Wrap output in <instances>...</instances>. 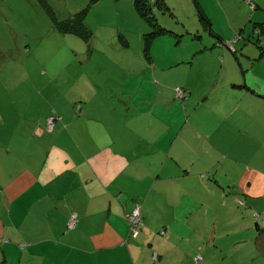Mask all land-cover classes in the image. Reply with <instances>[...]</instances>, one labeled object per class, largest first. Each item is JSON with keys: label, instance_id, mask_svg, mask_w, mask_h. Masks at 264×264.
<instances>
[{"label": "crops", "instance_id": "crops-1", "mask_svg": "<svg viewBox=\"0 0 264 264\" xmlns=\"http://www.w3.org/2000/svg\"><path fill=\"white\" fill-rule=\"evenodd\" d=\"M114 46L123 78L107 88L87 69L41 75L31 55L0 71V264H264V150L241 144L246 133L259 139L263 88L217 87L228 98L216 106L230 108L207 117L213 67L181 79L189 97L180 99L156 83L166 69L151 53L135 67L128 43ZM136 205L144 227L130 239Z\"/></svg>", "mask_w": 264, "mask_h": 264}, {"label": "rangeland", "instance_id": "rangeland-1", "mask_svg": "<svg viewBox=\"0 0 264 264\" xmlns=\"http://www.w3.org/2000/svg\"><path fill=\"white\" fill-rule=\"evenodd\" d=\"M44 1L60 21L86 12L85 24L92 30L93 36L86 41L59 33L41 0H0V71L23 68L26 66L25 58L31 55L29 64H35L41 75L47 69L60 72L64 67L78 77L80 72L87 69L107 88L111 76L118 81L123 78L122 75L115 76L117 69L109 58L110 55L119 57L114 42L119 40L120 35L129 45L126 50L133 57L135 67L139 60L148 61L144 55L146 38L154 30L137 14L134 0ZM165 3L168 10L156 9L154 12L159 25L167 33L152 40L150 53L159 68L165 67L167 83L162 80H156V83L171 85L172 89L176 86L181 88L178 83L181 79L189 81L188 74L192 69L213 67L210 75L212 85H208L210 103L205 106L211 115L206 114L207 117L212 116L213 111L222 116L221 112L226 108L224 104L216 106L218 98H228L225 91H217V87L222 88L223 84L232 86L245 83L259 86L264 92V0H165ZM252 6L257 9H252ZM200 14L208 17L213 33L220 35L224 43L238 38L234 45L235 54L218 44V38L204 28ZM255 25L258 27L256 31ZM9 50L17 55L7 57ZM34 55L38 59H34ZM17 56L22 58L17 59ZM41 81L43 79L37 82L40 84ZM104 93L108 94V91ZM263 110H260L261 116ZM193 113L192 108L187 116ZM133 114L136 118L140 117L138 106L134 107ZM207 120L205 118V122ZM205 125L197 127L202 131ZM139 127L141 124L134 126L135 137ZM189 131H183L181 140ZM253 133L259 139L246 133L245 143L241 141L244 145L242 150H264V125L255 124ZM254 141L261 149L254 147Z\"/></svg>", "mask_w": 264, "mask_h": 264}, {"label": "trees", "instance_id": "trees-1", "mask_svg": "<svg viewBox=\"0 0 264 264\" xmlns=\"http://www.w3.org/2000/svg\"><path fill=\"white\" fill-rule=\"evenodd\" d=\"M92 1L93 2H97L98 0H92ZM41 2L44 4V6H45L50 18L52 19V21L54 23L55 29L59 33L65 34V35H73V36L79 37V38H81L83 40H86V41H88L93 36L92 30L89 29V27L85 24V20H86V17H87L86 16V12H80V13L74 15L71 19L60 21V20H58L56 18L54 12L47 5V3L44 0H41ZM134 6H135V10H136L137 14L143 20H145L150 26H152L153 30H154L153 32L148 34L147 38H146V43L147 44H146V49L144 51V55H145V57L147 59H149L150 58V47H151V45H152V43L154 41L153 39L155 37H158V36H161V35L167 33V31L163 27H161L159 25L158 19H157L156 15H155L154 11L156 9H161V10L166 9V10H168L169 8L166 5L165 0H134ZM255 8L257 9L256 6H252V9H255ZM200 19L205 25L204 28L207 29L210 33H212L213 31H212V28H211V22L208 19V17L205 16L204 14H200ZM254 27H255V31H256L258 27L256 25ZM119 39L123 42V44H126V40H125L124 36L120 35ZM236 39H234V40H236V42L233 44V49H230L228 47L227 43H229V42H225L224 43L221 40V38H219V37H218V40L220 41V43H218V44L223 45L224 47L228 48L229 50H231L235 54L236 51H235L234 45L237 43L238 38H236ZM234 40H232V41H234ZM232 41H230V42H232ZM234 87L242 88V85H234ZM175 89H176V87H175ZM175 89H174V91H175ZM182 90H184V89H182ZM184 92L186 94V98H188V92L186 90H184ZM77 109H80L79 105L77 106ZM51 117H55V116L53 115ZM56 121H57V118H56ZM56 121H55V126H56ZM47 122H48V120H47ZM54 130H55V127H54L53 131H51V133L54 132ZM137 206H139L141 208L140 205H136L135 207H137ZM135 207L132 209V211L135 209ZM131 212H129L126 215V223H127V227H128L129 238L130 239H138L141 236V234H142L144 224L141 226V230H139L138 235L135 236L134 233L131 231V225H130L129 220H128V217L131 214ZM141 214H142V208H141ZM73 216H76V218H77V223H76V226H75V228H76L77 224L79 222V218H78L77 214H73L71 216L69 223L71 222V219L73 218ZM256 221L258 222L256 224V226H258L260 224L264 226V215H256ZM69 223H68V226H67V230L68 231L74 230L75 228L74 229H70L69 228ZM142 223H143V217H142ZM164 234L165 233L162 232V235H164ZM197 258H199V260H197ZM197 258H195V260H196L195 262L197 264H201L200 256H198ZM154 260H157V255L154 256Z\"/></svg>", "mask_w": 264, "mask_h": 264}, {"label": "built area", "instance_id": "built-area-1", "mask_svg": "<svg viewBox=\"0 0 264 264\" xmlns=\"http://www.w3.org/2000/svg\"><path fill=\"white\" fill-rule=\"evenodd\" d=\"M236 40L227 43L230 49H233V44L236 42ZM175 94H176V97L178 98H181V99L186 98V94L184 90H182L179 87L175 89ZM55 121H56V117H50L48 119L46 128L49 132L53 131L55 127ZM128 220L131 225V231L134 233L135 236H137L139 233V230H141V226L143 225L141 208L139 206L135 207V209L131 212V214L128 217ZM76 223H77V218L76 216H73V218L71 219V222L69 223V228L74 229L76 226ZM197 260H199V258H197Z\"/></svg>", "mask_w": 264, "mask_h": 264}]
</instances>
